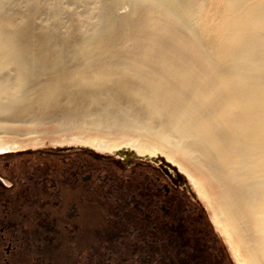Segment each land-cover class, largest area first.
I'll use <instances>...</instances> for the list:
<instances>
[{
	"label": "bare ground",
	"instance_id": "6f19581e",
	"mask_svg": "<svg viewBox=\"0 0 264 264\" xmlns=\"http://www.w3.org/2000/svg\"><path fill=\"white\" fill-rule=\"evenodd\" d=\"M71 2L0 0V139L19 122L136 134L137 154L185 174L237 264H264L262 0H80L64 51Z\"/></svg>",
	"mask_w": 264,
	"mask_h": 264
},
{
	"label": "flooded vegetation",
	"instance_id": "af4514ba",
	"mask_svg": "<svg viewBox=\"0 0 264 264\" xmlns=\"http://www.w3.org/2000/svg\"><path fill=\"white\" fill-rule=\"evenodd\" d=\"M184 182L87 151L0 154V264H140L156 248L164 264H234Z\"/></svg>",
	"mask_w": 264,
	"mask_h": 264
},
{
	"label": "rangeland",
	"instance_id": "374dc122",
	"mask_svg": "<svg viewBox=\"0 0 264 264\" xmlns=\"http://www.w3.org/2000/svg\"><path fill=\"white\" fill-rule=\"evenodd\" d=\"M72 2L71 3L74 5V7L76 5L75 12L70 11V19L64 16L61 19L62 22H59L57 24L58 29L56 31V42L60 44V47L62 46L61 48H63L64 51H67V49H69V44H67L69 40L71 42L72 40L79 37L80 33L76 28L78 27L79 20L82 18V12L84 13L83 7L79 5L80 0H72ZM74 22L76 23L77 27L75 24L73 25ZM68 27H71L70 30L68 29ZM16 126L18 129V133H15L14 135L7 134L6 136L1 137L0 141L6 144H0V154H15L18 152L26 151L31 153L49 151H87L96 155L111 157L118 160L122 158L125 160L130 158L132 161L148 162L159 165L162 168L167 167V169H169L170 167L172 168V170H176L184 177V187H186L187 189L192 188L191 185H189L188 178L185 176V174L178 171L176 165H173L172 163L166 161L164 159V155H160L159 153H156V155H152L149 153L137 154L134 149L135 146H132L130 143H128L130 141V138L137 137L136 134L134 135L133 133L129 132L96 129L91 128L90 126L85 128H72L73 130L71 128L61 129L56 122H43L38 126L29 122H19L18 124H16ZM94 140H102L108 144H116L99 147L91 143ZM191 194L192 197L197 201V203H199V205L202 207L207 222L213 228L204 203L202 202V200H200V198L196 196L195 191H192ZM91 242L97 245L96 241ZM229 253L231 254L234 264H237L234 257L232 256L230 249ZM91 261L93 264L95 263V260L91 259ZM85 262L86 261L83 259L82 261L75 259L73 261V264H84Z\"/></svg>",
	"mask_w": 264,
	"mask_h": 264
},
{
	"label": "snow or ice",
	"instance_id": "6c2138e0",
	"mask_svg": "<svg viewBox=\"0 0 264 264\" xmlns=\"http://www.w3.org/2000/svg\"><path fill=\"white\" fill-rule=\"evenodd\" d=\"M264 3V0H262ZM2 239V237H0ZM8 246H5V251ZM157 254H159V258L157 259ZM140 264H164V254L161 252L159 248L150 249L147 253L140 258Z\"/></svg>",
	"mask_w": 264,
	"mask_h": 264
}]
</instances>
